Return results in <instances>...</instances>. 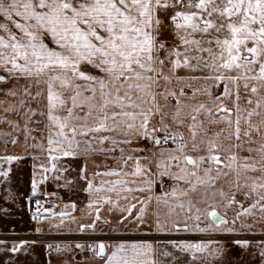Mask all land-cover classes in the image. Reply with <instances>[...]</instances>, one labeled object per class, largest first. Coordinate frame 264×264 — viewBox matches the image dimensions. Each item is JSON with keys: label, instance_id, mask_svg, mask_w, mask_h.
<instances>
[{"label": "snow or ice", "instance_id": "snow-or-ice-1", "mask_svg": "<svg viewBox=\"0 0 264 264\" xmlns=\"http://www.w3.org/2000/svg\"><path fill=\"white\" fill-rule=\"evenodd\" d=\"M170 3L173 7L176 4L183 6V0H0V17H3L0 21V70L7 73V75H0V81L7 82L10 78L36 77V84L47 83V118L50 128L47 148L48 155L53 161L57 158L53 155L54 153L75 157L80 154L87 155L93 151L111 152L120 143L131 144L133 139H149L156 145L171 140L173 147L167 149L169 155L163 161L157 162L159 176H171L177 183L184 181L187 187L174 186L171 189V195L177 197L175 202L162 200L169 195L168 192L156 196L155 199L158 203L162 201L168 205L169 214L175 216L177 208L187 209L190 213L194 207L191 198H188L185 204L181 197H188L190 191L197 192L198 185L214 183L221 175L227 176L228 173L223 172L219 167L223 163L217 151L221 145L215 139H206V137H201L197 141V131L206 132V129L203 127V122L197 120L196 114L203 110L209 114L208 122L216 123L217 118L211 115L212 107L204 103L191 106L189 115L192 116V123L188 125L191 131L189 138L191 149L194 152L199 151L206 143L207 150L206 154L198 156L186 154L188 141L184 140L183 133L169 131V125L163 122V109L157 102V93L153 90V86L159 80L173 79L171 75L164 72L165 59L172 60V73H175L181 64L192 71L207 70V75L192 77V79L212 80L213 85L217 81L224 82L222 95L225 97L233 95L229 84L236 88L234 108L224 105L219 97L213 98V106L220 104V107H217V112L222 113L219 121L231 126L233 119L230 113L234 112L237 139H240L242 119L247 124V128L244 129L245 136H250L255 130L264 137V130H262L264 129V0H188L187 10H178L171 17L175 28L183 29L182 34L177 32L181 44L185 46L183 52L176 47L169 49L167 55L161 57V50L166 45L156 38L162 23L157 11L162 7H168ZM195 33L202 34V38H196ZM205 41L207 47L204 46ZM213 44L218 51L213 50ZM189 46H193L197 53H209V57L190 56ZM182 55L183 61L180 59ZM192 60L197 62L192 63ZM202 60L206 62L201 65ZM82 64L91 65L104 75L82 71ZM175 78L184 79L179 76ZM76 80H83L86 83L82 86L75 83ZM54 81H59L70 94L66 97L63 91L55 90ZM241 82L245 90L250 89L251 95L247 97V103L255 105L250 109L242 108L239 103ZM213 85H206L205 91L209 95ZM4 91L9 96L18 95V91L14 88ZM196 91L199 89L193 90L194 93ZM181 93L183 94V89ZM23 94L25 97L39 98L42 92L33 93L30 87H24ZM161 95L167 100L169 95L175 97L176 93L167 90ZM13 107L16 110L24 108L25 99H21L18 105ZM58 109H62L64 114H58ZM11 110L13 108L5 109V111ZM25 111L29 114L24 124L27 130V120H30L31 115L38 110L28 106ZM180 112L181 102L177 98L176 114L172 119L182 124L183 120L179 119ZM244 112L247 113L246 116ZM157 113L161 114L159 129L152 123ZM40 114L44 115L43 112ZM254 115L261 116L259 123L252 121L251 118ZM8 123L17 128L19 126V122L9 120ZM53 126H55L54 129ZM158 131H162L164 135H158ZM111 133H117V135H111ZM214 135L219 136L220 133ZM231 136L232 133H229L228 138ZM12 142L16 143V140L13 139ZM105 142H109L111 147L104 148ZM94 144H99L100 147L94 148ZM253 150L248 149L250 152ZM120 151L123 153L124 149L121 148ZM132 151H144V149H132ZM258 151L261 153L259 161L237 165L236 161L239 158L232 153L228 162L224 164L225 168L235 171L237 182L243 178V187L250 190L244 193L245 197L250 192L258 197L248 207H244L243 202L236 201L234 194L228 198L221 192V195L227 199L225 208L233 203L240 205L241 210L235 214L237 218L242 214H252V210L256 207H259L264 214V174L260 177L246 175L247 171H255L257 168L264 172V144ZM6 159L11 163L19 157L9 155ZM120 159L126 165L127 160L133 157L121 156ZM140 159L141 157L135 158L136 163L132 173H122L119 168L109 169L103 173L104 175L144 176L145 179L136 188L129 187V181L126 179H117L102 182L95 188L92 180H88L85 189L90 194L99 193L104 184H111L112 187L107 190L113 192L118 191L116 186L119 185L121 186L119 191L125 193V200L128 194L134 191L149 192L147 198L140 197V207L135 213H133L136 207L134 204L121 206L109 196L102 197L104 202L113 204L124 213L117 227L127 226L130 220L134 222L131 227H128L129 232L141 230V226L145 223L146 206L153 199L151 192L155 180L148 175L150 172L148 165H142L139 162ZM242 159L247 161L252 158L243 157ZM204 163L210 166L203 168L204 175L201 176L200 171ZM173 166L177 171H171ZM39 167L45 172L48 171L43 164ZM85 167H87L86 164ZM213 168H216L215 176L211 175ZM51 169H57L55 162L51 164ZM9 171L10 169L0 174L7 178ZM81 171L83 172V169ZM99 174L94 173V175ZM249 181H251L250 184ZM131 183L137 184L136 181ZM36 184L34 178L33 192L37 190ZM235 187L240 190L241 185L237 183ZM132 199L136 197L133 196ZM100 202V199L89 200V214L92 213L91 205ZM72 206L75 207L74 204ZM109 211L112 209L110 208ZM94 212L95 219L88 227L94 229L96 222L100 220L106 224L112 223L111 220H105L100 216L99 208H96ZM195 212L194 220L197 223L191 227L187 218L183 223L178 219L166 221L171 224V227H165L159 219L160 214L156 213L155 231L168 232L181 229L200 232L234 231L232 227H218V224H225L226 221L225 217L217 212L215 206L210 211H202L197 207ZM60 215L63 216L64 213ZM202 216L211 217V222L204 227L199 224ZM33 219L36 220L38 217L34 214ZM85 227L80 225V230L83 231ZM0 243L5 242L0 241ZM161 243L170 244L180 252H209L213 256L223 250L218 246L210 249V246L219 243L212 240L193 242L147 239L120 240L112 244L99 241L91 245V248L97 256H107L104 264H162L154 258L156 246ZM236 243L246 245L248 242L236 241ZM51 247L49 245V248ZM108 248H111L110 252L107 251ZM10 251L16 252L18 248L14 245ZM163 255L172 254L165 249ZM261 256H264V249L261 250ZM173 259L175 260V257Z\"/></svg>", "mask_w": 264, "mask_h": 264}, {"label": "crops", "instance_id": "crops-1", "mask_svg": "<svg viewBox=\"0 0 264 264\" xmlns=\"http://www.w3.org/2000/svg\"><path fill=\"white\" fill-rule=\"evenodd\" d=\"M157 15L159 14L157 13ZM162 30L163 28H159V33L162 32ZM169 32L170 30H166L165 32L167 37H171L169 35L171 32ZM176 76L183 77L184 79L177 80L174 77V81L172 79L171 81L162 80V82L164 88H166L165 91H174L176 93L175 98H179L181 102L179 119L183 120V123H177L172 119L173 115L176 114L177 107L167 104L166 99L162 97L163 95L160 96L162 100L159 103L163 109V113L166 116L170 115L169 119L164 117V121H166L169 125V130L183 133L184 140L188 141V146H191V140L189 139L191 131L188 127V125L192 123V117H188L191 112V106L204 103L206 106L212 107L211 115L218 120L216 123L207 124L210 126L209 130L212 131L213 135H210V137L206 139H215L218 143V139H220L221 136L223 142L222 145L225 147V154L227 153L230 156L232 153H235L239 158L236 161L237 165L259 161L261 153L258 149L262 146V144H264V137H262L261 134L255 130L251 132L250 136H245L244 129L247 128V124L242 119L240 124V139H237L235 136L234 112L230 113L233 119V124L231 126L223 121H219L220 116L218 115L217 107H220V104L217 103L215 106L212 105V100L216 97L213 94L214 87L219 83V81L215 82L213 85L212 80L205 81L203 79H192V77L201 76ZM20 78V80L23 79L22 77ZM7 82H3L1 84L6 85ZM185 85H189L193 90L199 89V91H196L192 95L187 94L185 92ZM206 85H213L211 88V95L205 91ZM228 86L233 95L231 97H225L222 95L224 91L223 84L222 93L218 97L224 105H227L229 108H234L236 103V88L231 84ZM181 89H183V94L181 93ZM239 92L241 97L239 103L242 108L250 109L255 106L254 104L249 105L247 103V97L251 95V93L250 89L245 90L243 88L242 82ZM0 93H2V91ZM121 95H123V92H121ZM4 98L5 95L0 94V110L4 107L2 105ZM19 110H21V108H19ZM200 113L208 115L209 118V114L205 113L203 110ZM3 114L8 113L0 111V125H2V127H0V132H10L8 130L13 128V124H9L8 121L11 120V118L6 117V119H4L5 117L2 116ZM246 115L247 113L244 112V116ZM251 119L253 122L259 123L261 116L254 115ZM21 120L22 119H20V122ZM199 120H201V118L198 119V121ZM220 129L221 131H219ZM220 132H222L221 135H214L215 133ZM229 133H232L231 138H228ZM111 135H117V133H111ZM200 138V136H197V141H199ZM177 139L179 140V137H177ZM134 140L135 139H133L131 144L120 143L118 147L126 145L131 146ZM4 143V141H0V173L9 169L10 171L7 178L0 174V233L13 236L32 235L38 233H133L128 231V227H131L134 223L131 220L127 226L117 227L120 217L124 213H122L119 208H115L113 204L104 202L102 197L105 195L109 196L114 202L121 206H127L129 203L134 204L136 207L133 209V213H135L140 207V197L147 198L149 196V192L134 191L133 193L128 194V198L125 200V193L119 191L121 186H116L118 191L109 192L107 189L112 187V185L104 184L99 193L90 194L85 191L87 188V181L92 180L95 188L99 187L102 182L105 181L126 179L129 181V187L136 188L137 185L142 183L145 179L144 176L104 175L103 173L113 168L121 169L122 173H132L134 171V164L136 163L135 158L141 157L139 162L142 165H148V168L150 169L148 175L155 180V177L159 176L157 162L163 161L164 158L169 155L167 149L173 147V145L170 147H161L159 152L156 154V157L153 159L149 157L144 159L143 156L135 154L132 150H130L131 152L129 150H125L123 153H120L117 151L118 149H116V147L111 152L94 151L87 155L80 154L75 157L60 156L58 153H54L53 155L57 158L53 161L48 155L47 138L43 140L36 139L35 143H18L16 145L17 148H12L11 150L4 148ZM40 145H43V147H40ZM203 145H206L207 147L206 143ZM237 145H239V147H237ZM104 146L111 147V144L109 142H105ZM249 148L254 150L250 152L248 151ZM9 155L18 156L19 159L9 163L6 159ZM121 156L124 158L132 156L133 159L127 160V164L125 165L120 159ZM243 157H251L252 159L245 161L242 159ZM53 162L57 165L56 170L51 169V164ZM41 164L48 168L47 172L39 167ZM85 164L87 167H85ZM60 169H63V171H60ZM82 169L83 172L81 171ZM171 171H177L176 167L173 166ZM94 173L100 174L94 175ZM262 174H264V172H262L259 168L255 171H247L246 173V175L251 177H260ZM34 178L37 182V190L35 192L32 191V181ZM132 181H136L137 184L131 183ZM175 182L176 181H174V183ZM237 183L241 185L240 190H238L239 201L243 202L244 207H248L252 204L253 200L258 199V197H256L255 193L251 192L247 197H245L244 193L250 190L243 187V178ZM250 183L251 181H249V184ZM158 193H160V191ZM158 193L156 192L155 183L151 192L153 199L146 206L145 223L141 226V230L139 232L157 233L155 231V220L157 219L156 213L160 214L159 219L165 227H171L170 223H166V221H170L171 219L168 220L166 218L160 202L158 203L155 199L156 196L160 195ZM118 196L119 199H117ZM133 196H135L136 199H132ZM45 197H55L57 202L41 211L35 210V207ZM90 199L101 200L100 203L91 205V214H89ZM73 204L75 207L72 206ZM96 208L100 209L101 217L105 220H111L112 223L106 224L103 220H100L96 222L94 229L92 227H88L95 219L94 210ZM110 208L112 211H109ZM238 209H240V205ZM61 213H64V215L61 216ZM34 214L38 217V219H33ZM237 219L238 228L244 233L264 232V214L261 213L259 207L254 208L252 210V214H242ZM80 225L86 226L83 231L80 230ZM37 229H40V231H37ZM157 240L168 241L171 239ZM0 241L5 242L0 243V264H104L107 259L106 255L103 257L97 255L91 258L83 257L82 252L78 249L79 247H74L71 242H60L58 243L54 254H47L45 251V244L34 239H21L13 237L0 239ZM21 241H24L25 243L21 244ZM247 242L248 243L246 245L238 244L236 242H224L210 246V249L215 246L222 247V252L216 254L215 256L210 255L209 252H180L178 249H174L170 244L161 243L156 246L157 251L154 253V258L162 262V264H264V256H261V250L264 249V241ZM14 245L18 248V251L16 252L10 251ZM165 249H167V251L172 255H163ZM107 251L110 252L111 248H108ZM173 257H175V260Z\"/></svg>", "mask_w": 264, "mask_h": 264}, {"label": "rangeland", "instance_id": "rangeland-1", "mask_svg": "<svg viewBox=\"0 0 264 264\" xmlns=\"http://www.w3.org/2000/svg\"><path fill=\"white\" fill-rule=\"evenodd\" d=\"M187 3L188 0H183V6H181V4H176L175 7L171 6V3L169 4L168 7L164 8H160L158 9L157 13L159 14V18L162 21L160 28H163L162 32L159 33L157 40L162 41L166 47L164 49L161 50V57H165L167 55V52L169 49L172 48H176L178 47L181 52H183L184 49V45L181 44L177 32L179 31L181 34L183 33V29H179L177 30L175 28V24L172 21L171 17L172 15H174V13L178 10H187ZM3 20V17H0V21ZM166 30H170V36L171 37H167V34H165ZM196 36V38H202V34L200 33H195L194 34ZM167 37V38H166ZM204 46L207 47V43L206 41L204 42ZM190 47V52L189 55L190 56H195V55H201L203 57H209V53L204 52V53H197L195 48L193 46H189ZM213 50L214 51H218L215 48V45L213 44ZM181 61H183V55L180 57ZM192 63H196L197 61L192 60ZM206 61L202 60L200 61L201 65L203 63H205ZM171 66H172V60L171 59H165L164 61V72L168 75H171L173 77V81L175 80L174 77H176V75H184V76H203V75H207V70H197V71H192L186 67L183 66V64H181L180 67H178L175 71V73L171 72ZM159 67V65H158ZM81 70L82 71H86V72H90L96 75H104V73H101V71L94 67H92L91 65L88 64H82L81 65ZM232 74H235L234 72ZM0 75H7V73L3 72L2 70H0ZM23 79L20 80L21 78L19 77L17 78H10L7 82L6 85H2L1 83H3L2 81H0V92L2 91V93L5 95V98L2 102V105L4 106L3 108H1L0 111L3 112H7L8 114H3V117H7V118H11V121L13 122H19V126L14 127L11 130H8L10 132H0V141L1 142H5L4 144V148L7 149H15L17 148V144L18 143H35L36 139H45L48 138L49 135V122H48V118H47V83H40V84H36V77H31V78H26V77H22ZM47 78H45L46 80ZM75 83H79L82 86L86 83L83 80H76ZM223 82L219 81V83L214 87V92L213 94L218 97L221 95L222 93V89H223ZM24 87H30V91H32L33 93H35L36 91H41L42 95L39 98H33V97H25L23 94V88ZM53 87L55 90H59V91H63L64 95L66 94L67 96L70 94L69 91L66 88H63L59 81H54L53 82ZM185 92L187 94H193V89L192 87H190L189 85H185ZM8 88H14L18 91V95L16 96H6V92L4 91L5 89ZM153 90L157 93V97L156 99L158 100V104L160 103V101L162 100V98H160L161 93L164 92L166 90V88H164L163 86V82L162 80H159L156 82V84L153 86ZM65 95V96H66ZM66 96V97H67ZM164 97V96H162ZM21 99H25V107L21 108V110H16L13 106L14 105H18L19 101ZM165 99V98H164ZM167 104L170 105H174L177 107V98H175L174 96L169 95L167 100H166ZM28 106H31L32 108L37 109L38 111L34 114L31 115V119L27 120V130L24 128V124L26 122V116H28L29 114L25 111V108H27ZM6 108H13V110L11 111H5ZM21 111V112H20ZM58 114L63 115L64 111L62 109H58ZM43 112L44 115H41L40 113ZM82 114V113H81ZM160 115L159 113L155 114L154 118H153V125H155L158 129L161 127L160 124ZM218 115L221 116L222 113L218 112ZM197 116V120L201 118V120L203 122V127L206 129L205 131H201L198 130L197 136L200 137H210V135L212 134V131L209 130V127L207 124H209L208 120V115L203 114V113H199L196 114ZM164 117L166 119L170 118V115L166 116L164 114ZM189 118L192 117L191 115L188 116ZM20 119L21 122H20ZM165 124L168 125V123L166 121H163ZM0 127H2V125H0ZM55 128V126H53V129ZM170 131V130H169ZM221 131V129L219 130ZM106 134V133H105ZM158 135L162 136L164 133L162 131H158L157 132ZM222 134V132H220V135ZM13 139L16 140V143H13ZM218 143L221 145V147L217 150L220 153V157L221 160L223 161V163L221 165H219V167L223 170V172H227L228 175H221L218 179L215 180L214 183H210V184H206V185H198L197 186V192H189V196L188 197H181L180 199H182L184 201L185 204H187L188 198H191L192 202H193V209L192 211L189 213L187 212V209L185 210H180L179 208L176 209V215L175 216H171L169 214V206L165 205L162 201L160 202L161 207L163 208V212L166 216V218L168 220L170 219H178L181 223L185 222L186 218H187V222L189 223L190 227L193 226L195 223H197L194 220V216L196 215L195 212V208H200L202 211H210L211 208L213 206L216 207L217 212H219L221 215H223L225 217V224H218V227L220 228H224V227H232L234 228V231L231 232H225V231H204V232H200V231H184V230H180V231H173V232H157V233H143V232H133V233H127V234H133L134 237H132V239H125V240H133V239H149V240H156V241H160L157 240L156 235H162L163 237L158 238V239H171V240H188V241H199V240H203V241H208V240H212V241H216L219 243H224V242H236V241H264V232L261 233H244L242 231L239 230L238 225H237V217H236V212H239L240 209L239 208V204L238 203H233L231 206L225 208L224 205L227 204V199L225 196L221 195V192L225 193L226 196L228 198H230L233 194L235 195V199L236 201H239V194H238V190L235 187V185L237 184V180H236V173L233 170H229L228 168L224 167V164L228 162V158L229 155L224 152V146L222 145V137L220 136V139H218ZM173 145V144H172ZM171 145V146H172ZM94 148H99L100 145L99 144H94L93 145ZM104 148H110L108 146H104ZM162 146L160 145H156L154 144V142H152L149 139H139V140H134L133 144L131 146H119L116 149H118L117 151L121 153L120 149L123 148L124 151L125 150H132V149H144V151H133L135 154H138L140 156L143 157H149V158H155L156 154L159 152L160 148ZM188 150V151H187ZM206 150L207 147L206 145H202L199 151H192L191 146H188V148L186 149V154H191V155H203L206 154ZM4 151V149H3ZM94 152V151H93ZM95 152H99V151H95ZM131 152V151H130ZM91 153V152H90ZM210 165L208 163H204L202 166V169L200 171V175L203 176L204 172H203V168H207ZM211 175L215 176L216 175V168H213V172L211 173ZM161 180H163V184H161ZM155 183H156V192L158 193L160 191V193L158 194H162L164 192H168L169 195L167 197H163V199H167L169 201L175 202V200L177 199V197H173L171 195V189L175 186L178 188H186L187 184L184 181H180V182H175L172 180V178L168 175H164V176H158L155 177ZM233 220H235V224H233ZM211 222V217L208 216L207 218H205V216L201 217V220L199 221V224L201 227H204L207 223ZM97 234H103V235H110L112 233H97ZM122 234V233H119ZM126 234V233H124Z\"/></svg>", "mask_w": 264, "mask_h": 264}, {"label": "built area", "instance_id": "built-area-1", "mask_svg": "<svg viewBox=\"0 0 264 264\" xmlns=\"http://www.w3.org/2000/svg\"><path fill=\"white\" fill-rule=\"evenodd\" d=\"M164 135V134H163ZM162 135V136H163ZM172 145L171 140L163 141L160 146L162 147H170ZM57 202L55 197H45L36 207L35 210L41 211L50 207L52 204ZM21 238V239H34L43 244H45V251L47 254H54L57 249L58 243L60 242H71L74 247H78L77 245H82L83 247H79L80 251L82 252L83 257L91 258L96 256L95 252L92 250L91 245L96 244L99 241H103L108 244H112L118 242L120 240L125 239H132L134 237L133 234H110V235H103L97 233H75V234H68V233H38L32 235H8L0 233V239H7V238ZM157 239L163 237L162 235H156ZM49 245L52 247L49 248Z\"/></svg>", "mask_w": 264, "mask_h": 264}, {"label": "water", "instance_id": "water-1", "mask_svg": "<svg viewBox=\"0 0 264 264\" xmlns=\"http://www.w3.org/2000/svg\"><path fill=\"white\" fill-rule=\"evenodd\" d=\"M88 228V227H87Z\"/></svg>", "mask_w": 264, "mask_h": 264}]
</instances>
